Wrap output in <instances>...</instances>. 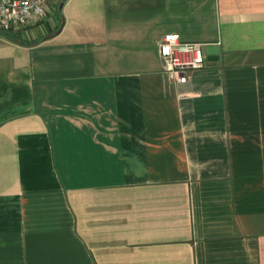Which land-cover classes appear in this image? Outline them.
Returning <instances> with one entry per match:
<instances>
[{"label": "crops", "instance_id": "crops-1", "mask_svg": "<svg viewBox=\"0 0 264 264\" xmlns=\"http://www.w3.org/2000/svg\"><path fill=\"white\" fill-rule=\"evenodd\" d=\"M60 2L0 30V264H264V0Z\"/></svg>", "mask_w": 264, "mask_h": 264}, {"label": "built area", "instance_id": "built-area-1", "mask_svg": "<svg viewBox=\"0 0 264 264\" xmlns=\"http://www.w3.org/2000/svg\"><path fill=\"white\" fill-rule=\"evenodd\" d=\"M58 2L60 0H0V30L39 24L55 10ZM156 46L162 71L172 82L184 81L190 70L205 64L203 44L180 41L177 33L161 35Z\"/></svg>", "mask_w": 264, "mask_h": 264}, {"label": "water", "instance_id": "water-1", "mask_svg": "<svg viewBox=\"0 0 264 264\" xmlns=\"http://www.w3.org/2000/svg\"><path fill=\"white\" fill-rule=\"evenodd\" d=\"M61 2L59 3V7ZM204 54L206 55L207 60H215L217 54V47L215 45H207L204 48Z\"/></svg>", "mask_w": 264, "mask_h": 264}, {"label": "rangeland", "instance_id": "rangeland-1", "mask_svg": "<svg viewBox=\"0 0 264 264\" xmlns=\"http://www.w3.org/2000/svg\"><path fill=\"white\" fill-rule=\"evenodd\" d=\"M58 4H59V2H58ZM58 4L56 5L55 10L49 12V17H50L51 20L58 21L59 18H60L59 9H58Z\"/></svg>", "mask_w": 264, "mask_h": 264}]
</instances>
